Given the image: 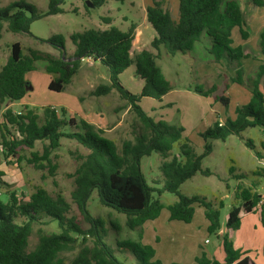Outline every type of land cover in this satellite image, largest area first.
I'll list each match as a JSON object with an SVG mask.
<instances>
[{"label":"trees","instance_id":"1","mask_svg":"<svg viewBox=\"0 0 264 264\" xmlns=\"http://www.w3.org/2000/svg\"><path fill=\"white\" fill-rule=\"evenodd\" d=\"M66 1L49 0L46 14L39 13L34 5L25 1L13 2L0 8V30L6 23L8 32L33 37L31 25L45 16L63 13L61 6ZM83 1L99 7L107 0ZM250 1L257 8L264 6V0ZM147 21L155 31V36L148 48L137 53L133 50L134 24L126 32L115 26L106 30L75 32L70 35L74 45L72 54L68 53L65 39L60 35L47 40L34 37L50 45L55 53L29 49L28 55H24L19 43L11 46L7 63L0 70V104L25 99L29 86L26 74L36 69L38 61L46 63L45 69L52 76L49 90L61 93L72 84L83 61L90 59L105 67L109 76V82L96 87L91 96L105 97L117 92L135 114L136 124L133 127L134 139L124 141L119 149L95 125L85 120L78 123L74 118L66 120L65 112L61 117L51 107L43 109L42 120L28 106L19 113L10 108L5 111L3 123L0 124L1 147L5 156L14 158L17 163L22 159L21 154L30 150L28 162L37 169L48 166L54 175L57 166L53 164L51 156L61 147L63 139L76 141L87 153L77 157L79 165L70 175L75 185L71 193L72 202L42 188H38L27 202L14 192L4 201L0 193V264H65L59 256L74 250L78 237L82 239L81 249L68 264H124L117 259L116 250L107 243L109 236L104 221L91 215L88 209L94 191H97L101 205L124 214L127 217L125 226L130 231L138 232V240H117L115 245L118 251L132 252L138 264H162L154 261L155 250L142 241L144 225L157 220L163 209L154 193L160 197L168 192L178 197L168 207L170 222L190 223L197 205L205 210L208 232L214 234L221 231L220 211L205 198L182 195L180 188L198 173L211 175L210 170L202 167L203 159L213 151L211 141H226L250 128L264 129V62L254 77L244 79L242 61L249 56L242 46H233V32L236 29L242 40L246 41L250 36L245 30L248 23L240 0H178L176 18L165 8L164 1L154 0L147 8ZM103 22L112 25L113 20L106 17ZM204 36L209 39L205 44L209 61L225 62L226 67L235 73L233 82L247 87L251 96L247 103L236 109L234 120L227 119L222 126L216 121L200 134L204 152L198 155L190 141L184 138L183 127L164 121L156 122L142 109L140 103L143 98L162 101L172 89L157 59L163 54L168 57L190 55L202 44ZM258 48L264 57V32L260 35ZM131 67L135 68V75L143 82L139 94L131 93L121 82V75ZM192 90L200 96L209 97L215 94L217 86L209 89L196 86ZM216 99L225 106L229 104L225 96ZM37 143L43 144L42 152L33 151ZM176 144H180L179 153L173 155ZM247 147L254 151L258 160H264V153L258 151L252 141L247 142ZM153 153L164 159L160 166L163 179L156 182L162 185L160 189L148 185L141 168L142 159ZM251 175L264 176V173L255 171ZM2 176L0 174V180ZM248 176L239 174L237 178L241 180ZM256 187L257 184L247 188L239 186L237 199L241 201V206H234L230 211L226 224L228 230L237 231L241 224V212L252 213L258 206L264 224V200L255 191ZM73 204L89 227L83 228L73 215ZM53 222L58 224L60 232L46 234L39 230V242L34 250H29L34 226H46ZM111 226L117 233L121 231L117 222H111ZM88 238L92 240L91 244H88ZM222 247L224 264H255L247 252L235 249L228 235L223 237ZM201 263L219 264L209 261Z\"/></svg>","mask_w":264,"mask_h":264},{"label":"rangeland","instance_id":"2","mask_svg":"<svg viewBox=\"0 0 264 264\" xmlns=\"http://www.w3.org/2000/svg\"><path fill=\"white\" fill-rule=\"evenodd\" d=\"M17 1H25L34 5L41 14H46L48 11L49 0H0V8ZM240 1L248 23L245 30H248L250 36L244 41L240 37L239 30L236 29L233 32V46H242L244 42L242 47L245 54L249 56L242 61L244 79L247 80L249 77H254L258 67L264 62V57L258 48L260 35L264 32V6L257 8L250 0ZM133 2L140 6L143 0H107L99 7H89L83 0H67L61 6L63 13L45 16L31 25L33 37L28 34L8 32L7 24L3 23L5 28L0 30V70L7 63L11 46L14 43L22 46L24 55H28L29 49L55 53L50 45L36 38L47 40L60 35L65 39L68 53L72 54L74 45L70 40V35L90 29L104 30L107 25L104 24L103 18H112L113 26L124 32L128 31L132 21L140 24L139 18H134L136 10ZM123 17H129V22H124ZM208 42V37L204 36L202 44L198 45V50L196 49L191 56L184 57L178 54L175 57H168L163 54L160 59H157L172 89L162 98L161 102L143 98L140 103L142 109L156 122L164 121L170 125L183 127L184 138L190 141L198 155L204 152V143L200 134L216 121L234 120L236 109L247 103L251 96L247 87L233 82L235 73L226 67L225 62L217 63L216 66L209 59L204 58L207 57L205 44ZM45 65L44 61H38L36 69L26 74L29 86L25 99L17 102L5 101L0 104V124L3 123V115L7 108L19 113L28 106L35 110L42 120L43 109L51 107L61 117L65 112L66 120L74 118L78 123L85 120L95 125L103 130L104 136L113 140L119 149L124 141L134 139L133 127L136 124V117L119 94L114 91L105 97L91 96V92L96 87L109 82L105 67L91 60L88 62L84 60L72 84L67 86L63 92L55 93L49 90L52 76L47 73ZM130 73L131 69L123 74L122 84L131 93L139 94L142 82L135 77L136 75L129 77ZM214 85L217 86V91L209 97L200 96L192 90L196 86L209 89ZM220 96L228 98L229 104L225 106L216 99ZM67 130L70 131L69 128ZM249 141L254 143L258 151L264 153V129L262 128H250L240 136H231L226 141H211L213 151L202 162L203 169L210 170L211 175L205 176L198 173L180 188L182 195L205 198L220 211L221 231L214 234L208 232L209 224L205 217V210L197 205H195V214L190 223L170 222L168 207L174 204L178 197L168 192L160 197L154 193V197L160 200L163 209L157 221L146 225L142 233L143 244L155 250L154 261L162 264H202L201 261L224 264L225 253L222 239L228 235L233 245L242 252H247L255 264H264V224L259 206L252 213L241 212V224L237 231L226 228L232 208L241 206V201L237 199L239 186L247 188L257 184L255 191L264 198V176L251 175L255 171L264 173V160H258L254 151L247 147ZM1 142L2 132L0 131V167L4 169L1 170L4 176L0 180V193L4 201L14 192L22 201L27 202L38 188H42L53 195L60 194L72 202L71 193L75 185L70 175L79 165L77 157L87 153L82 146L74 140L63 139L61 147L51 156L53 164L57 166L52 175L48 166L45 169H37L28 162L30 150L21 154L22 159L19 163L12 157H6L2 151ZM179 146L180 144L174 146L173 155L179 153ZM42 148L43 144L37 143L33 151L42 152ZM163 161L164 159L157 153L144 157L141 161L142 172L152 188L162 187L156 182L163 179L160 170ZM239 174L249 176L239 180L237 178ZM88 209L91 215L104 221L109 236L107 243L116 250L117 259L124 264H138L132 252L118 251L115 246L117 240L136 241L139 239L137 231H130L125 226L127 217L101 205L97 191L92 193ZM73 215L83 228L89 227L74 204ZM111 222H117L121 226L119 233L111 226ZM39 230L46 234L60 232L55 222L46 226L35 225L29 242V250H34L37 246ZM81 240L78 237L74 250L60 254L59 257L65 264H68L79 253ZM91 241L88 238V244H91Z\"/></svg>","mask_w":264,"mask_h":264},{"label":"crops","instance_id":"3","mask_svg":"<svg viewBox=\"0 0 264 264\" xmlns=\"http://www.w3.org/2000/svg\"><path fill=\"white\" fill-rule=\"evenodd\" d=\"M156 1H164V3H165V8H167V9H169L171 12H172V14H173V16L176 18L177 16H178V0H156ZM153 2H154V0H143V2H142V5H136L137 3H135V2H133V6H134V8H135V10H136V12H135V14H134V18H136V17H138L139 18V20H140V24H139V22H134V21H132L131 22V25H136V29H135V42H134V44H133V50H134V52L135 53H137V52H140V51H142L144 48H148L149 47V45H150V43H151V41H152V39L154 38V36H155V31L153 30V28L150 26V24L148 23V21H147V8L149 7V6H151L152 4H153ZM170 8H173V9H170ZM259 8H261V7H259ZM258 17V16H257ZM256 17V18H257ZM112 19V18H111ZM129 17H123L122 18V20L124 21V22H129ZM113 20V19H112ZM113 23V22H112ZM130 25V26H131ZM110 26H113V25H107L106 26V28L104 29V30H106V29H108ZM3 28H5V26H3ZM246 43V42H245ZM243 44H244V42H243ZM243 44H242V46H243ZM239 46V45H238ZM198 47V46H197ZM197 47H196V49H197ZM196 49H195V51H196ZM198 50V49H197ZM192 54H194V53H192ZM192 54H190V55H182V56H184V57H188V56H191ZM205 59H210V57H209V55L207 54V57H204ZM195 59L197 60V58L195 57ZM88 61H90V59H87L86 60V62H88ZM92 61V60H91ZM95 64H97V65H100L99 63H96V62H94ZM212 64H216V66H217V63H212ZM101 66V65H100ZM203 67V66H202ZM201 67V68H202ZM200 68V69H201ZM131 69V73H130V76L129 77H131L132 75H134L135 76V68L134 67H131L130 68ZM130 69H128V70H130ZM199 69V70H200ZM127 70V71H128ZM126 71V72H127ZM125 72V73H126ZM208 74V73H207ZM123 76V74L121 75V77ZM135 77H137V76H135ZM121 82H122V80H121ZM140 82H142V81H140ZM142 85H141V87L143 86V82L141 83ZM250 99V98H249ZM161 102V101H160ZM8 109V108H7ZM1 170H4L2 167H0V174H2L1 172ZM3 175V174H2ZM4 176V175H3ZM2 176V177H3ZM1 177V178H2ZM263 200H264V198H263ZM157 220H155V221H150V222H147L145 225H144V228H145V226L146 225H148V224H154L155 222H156ZM143 231H144V229H143ZM146 245V244H145ZM235 247V249H238V247L237 246H234ZM238 250H240V249H238ZM249 256V255H248ZM225 259V258H224Z\"/></svg>","mask_w":264,"mask_h":264},{"label":"water","instance_id":"4","mask_svg":"<svg viewBox=\"0 0 264 264\" xmlns=\"http://www.w3.org/2000/svg\"><path fill=\"white\" fill-rule=\"evenodd\" d=\"M87 5H89V7H92L93 5L90 4V2H87ZM94 7V6H93ZM64 56V55H63Z\"/></svg>","mask_w":264,"mask_h":264},{"label":"built area","instance_id":"5","mask_svg":"<svg viewBox=\"0 0 264 264\" xmlns=\"http://www.w3.org/2000/svg\"><path fill=\"white\" fill-rule=\"evenodd\" d=\"M219 124H220V126H222V125H223V122H220V121H219Z\"/></svg>","mask_w":264,"mask_h":264}]
</instances>
